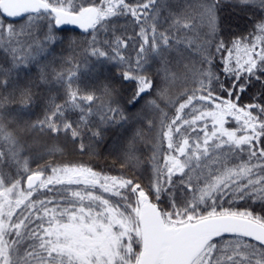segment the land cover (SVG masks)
<instances>
[{
    "label": "snow or ice",
    "instance_id": "1",
    "mask_svg": "<svg viewBox=\"0 0 264 264\" xmlns=\"http://www.w3.org/2000/svg\"><path fill=\"white\" fill-rule=\"evenodd\" d=\"M0 264H264V0H0Z\"/></svg>",
    "mask_w": 264,
    "mask_h": 264
}]
</instances>
